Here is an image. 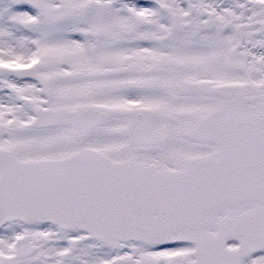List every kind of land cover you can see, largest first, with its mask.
<instances>
[{"label": "snow or ice", "instance_id": "1", "mask_svg": "<svg viewBox=\"0 0 264 264\" xmlns=\"http://www.w3.org/2000/svg\"><path fill=\"white\" fill-rule=\"evenodd\" d=\"M0 264H264V0H0Z\"/></svg>", "mask_w": 264, "mask_h": 264}]
</instances>
